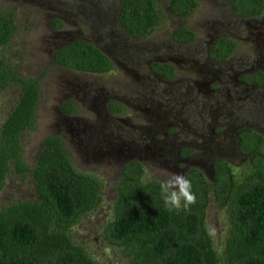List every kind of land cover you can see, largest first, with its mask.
Masks as SVG:
<instances>
[{
  "label": "rangeland",
  "instance_id": "1",
  "mask_svg": "<svg viewBox=\"0 0 264 264\" xmlns=\"http://www.w3.org/2000/svg\"><path fill=\"white\" fill-rule=\"evenodd\" d=\"M155 1L159 20L137 36L118 20L120 0H0L15 21L0 51L18 74L39 77L33 122L20 133L24 161L32 165L44 136L56 132L73 165L101 181L99 202L68 229L95 264H128L130 258L109 233L116 184L127 161L141 163L144 180L187 175L191 166L202 171L208 182L204 224L220 258L235 186L251 180L257 165L264 168V155H252L241 142V136L248 141V127L260 134L264 151V6L247 15L233 0H195L180 14L169 10V0ZM177 26L193 36L177 40ZM220 35L233 47L218 58L211 48ZM74 37L103 49L112 68L88 71L54 62L53 49ZM154 60L170 63L173 74L162 76ZM18 90L16 80L0 84V121ZM67 99L74 105L71 113L60 109ZM216 158L228 167L216 170ZM34 196L28 170L7 171L0 205Z\"/></svg>",
  "mask_w": 264,
  "mask_h": 264
},
{
  "label": "trees",
  "instance_id": "2",
  "mask_svg": "<svg viewBox=\"0 0 264 264\" xmlns=\"http://www.w3.org/2000/svg\"><path fill=\"white\" fill-rule=\"evenodd\" d=\"M195 0H169L168 8L184 14ZM243 14H254L264 0H233ZM155 0H120L118 20L133 35L147 33L159 20ZM15 28L11 9L0 8V46ZM177 40H189L193 31L177 26L172 31ZM233 47L224 35L218 36L211 52L218 58ZM56 63L88 71H105L113 66L111 58L84 37L59 43L52 53ZM152 66L161 75L173 74L168 62L154 60ZM260 74V72H257ZM262 76V75H261ZM19 82L18 95L0 121V186L9 170L22 174L28 170L34 182L35 196L16 198L0 205V264H95L80 243L71 239L69 226L101 199L100 179L73 165L61 134L44 136L35 162L28 165L21 154L20 133L34 118L39 91L38 76L16 72L0 51V84ZM113 108H121L114 104ZM71 113L70 99L60 104ZM249 137L241 142L252 155L260 151L261 136L244 128ZM216 170L227 164L214 160ZM251 180L234 189L231 226L225 239L223 257L216 251L204 224L208 182L194 166L187 170L197 202L188 210L168 211L160 191V181L141 178L142 166L136 159L124 163L116 184L113 216L109 233L130 251L128 264H264V168L257 165Z\"/></svg>",
  "mask_w": 264,
  "mask_h": 264
},
{
  "label": "clouds",
  "instance_id": "3",
  "mask_svg": "<svg viewBox=\"0 0 264 264\" xmlns=\"http://www.w3.org/2000/svg\"><path fill=\"white\" fill-rule=\"evenodd\" d=\"M161 196L168 211L188 210L197 202L192 180L183 172H173L161 179Z\"/></svg>",
  "mask_w": 264,
  "mask_h": 264
},
{
  "label": "flooded vegetation",
  "instance_id": "4",
  "mask_svg": "<svg viewBox=\"0 0 264 264\" xmlns=\"http://www.w3.org/2000/svg\"><path fill=\"white\" fill-rule=\"evenodd\" d=\"M163 62H164V61H163ZM257 70H258V72H260V69H257ZM260 73H261V72H260ZM162 76H166V77H167V75H162ZM252 80H253L254 83H257V78H256V77L253 78Z\"/></svg>",
  "mask_w": 264,
  "mask_h": 264
}]
</instances>
